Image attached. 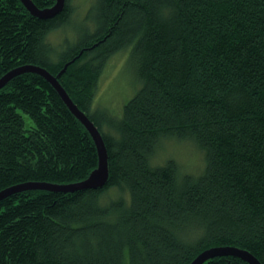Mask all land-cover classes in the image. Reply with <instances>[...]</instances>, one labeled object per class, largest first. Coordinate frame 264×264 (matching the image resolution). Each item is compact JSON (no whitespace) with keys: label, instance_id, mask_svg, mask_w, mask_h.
Returning <instances> with one entry per match:
<instances>
[{"label":"trees","instance_id":"16d2710c","mask_svg":"<svg viewBox=\"0 0 264 264\" xmlns=\"http://www.w3.org/2000/svg\"><path fill=\"white\" fill-rule=\"evenodd\" d=\"M79 12V0H65L41 19L0 0V78L23 65L55 76L71 61L57 79L108 156L101 187L0 199V264H190L217 246L264 264V0H90ZM120 52L136 88L116 115L94 102ZM169 140L192 142L203 168L155 163ZM97 162L92 137L47 80L23 73L0 88V191L78 182ZM112 187L129 199L101 207Z\"/></svg>","mask_w":264,"mask_h":264},{"label":"water","instance_id":"95a60500","mask_svg":"<svg viewBox=\"0 0 264 264\" xmlns=\"http://www.w3.org/2000/svg\"><path fill=\"white\" fill-rule=\"evenodd\" d=\"M24 7L29 11L32 16L37 18L46 19L52 18L60 13L64 7L65 0H55V3L51 7L38 8L31 0H20ZM71 62V61H70ZM67 62L63 68L57 73L52 75L46 69L36 65H23L8 71L4 76L0 78V88L3 87L9 80L15 76L23 73H35L40 75L47 80L52 87L57 91L63 102L66 104L71 113L80 121V123L86 128L88 133L93 139L97 149V166L89 173V175L78 182L70 184H47V183H24L15 185L0 191V199L8 196L9 194L17 191L27 189H40L48 191H62V192H73L80 189L98 188L103 186L108 179V156L107 149L104 144L102 135L98 130L97 126L92 120L81 111L77 105L69 97L68 93L62 87L58 81V76L62 74L67 65ZM230 256L239 258L248 264H262L254 255L244 249H240L234 246H217L211 247L199 253L190 264H203L208 259L214 257Z\"/></svg>","mask_w":264,"mask_h":264},{"label":"rangeland","instance_id":"374dc122","mask_svg":"<svg viewBox=\"0 0 264 264\" xmlns=\"http://www.w3.org/2000/svg\"><path fill=\"white\" fill-rule=\"evenodd\" d=\"M90 2V0H79L80 12ZM55 36L54 40L58 38ZM60 38V37H59ZM127 53L115 54L108 62L98 85L94 106L107 108L112 113L118 115L122 106L131 98L135 92L136 85L132 84V77L126 70ZM26 127L31 123L27 115L23 114ZM158 156L154 162L162 164L165 159L173 158L177 161L183 172H199L204 166V156L192 142L186 141H164Z\"/></svg>","mask_w":264,"mask_h":264},{"label":"clouds","instance_id":"9594fccd","mask_svg":"<svg viewBox=\"0 0 264 264\" xmlns=\"http://www.w3.org/2000/svg\"><path fill=\"white\" fill-rule=\"evenodd\" d=\"M169 11H170L169 9H165L164 14L167 15ZM113 135H117V134L113 133ZM120 199H124L125 201H127L129 199V194L127 193V191L121 192L118 188L112 187L108 189L106 193H103L99 197L98 202L101 207H105L109 204L110 201H117Z\"/></svg>","mask_w":264,"mask_h":264}]
</instances>
